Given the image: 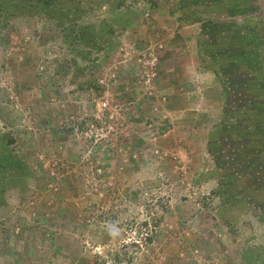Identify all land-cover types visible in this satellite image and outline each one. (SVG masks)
Returning a JSON list of instances; mask_svg holds the SVG:
<instances>
[{
    "label": "rangeland",
    "instance_id": "rangeland-1",
    "mask_svg": "<svg viewBox=\"0 0 264 264\" xmlns=\"http://www.w3.org/2000/svg\"><path fill=\"white\" fill-rule=\"evenodd\" d=\"M22 1L0 0V264H264V194L211 153L218 129L264 143V0L207 16L256 32L231 66L172 0Z\"/></svg>",
    "mask_w": 264,
    "mask_h": 264
},
{
    "label": "trees",
    "instance_id": "trees-1",
    "mask_svg": "<svg viewBox=\"0 0 264 264\" xmlns=\"http://www.w3.org/2000/svg\"><path fill=\"white\" fill-rule=\"evenodd\" d=\"M39 1V0H37ZM143 4H149L154 9L155 7L165 6V1L171 0H141ZM176 2L177 10H190L191 14L188 15V19L198 22L200 24V34L198 36V43H204V46L210 47L214 46L212 50V58L215 59H225L228 62L229 66L236 64L237 60H239L242 56L240 50L242 46H246L248 41L254 40V29H246L248 31L247 35H244V31L241 26L233 22L235 24L225 25L226 23H218L212 19H208L207 16L217 14V16L222 15H230V17H236L239 13L238 10L243 9L247 0H172ZM246 1V2H245ZM60 2V9L66 8V3L75 2V0H40V3L43 8L48 10L49 12H53V7L58 5ZM118 4L116 3V9H120L123 7L124 0H118ZM233 2V3H232ZM24 6L31 5V0L22 1ZM228 4V5H227ZM77 4H73L68 9L73 8ZM56 8V7H54ZM155 8V9H156ZM77 10V9H76ZM56 12H63L58 11ZM189 14V13H188ZM187 19V20H188ZM102 25L106 26V24L102 23ZM101 25V26H102ZM226 28L225 31L223 29ZM235 35H234V32ZM239 31V32H238ZM252 31V32H251ZM230 32L232 34L231 38H238L237 41L228 40V45L224 46L226 40L223 39V33ZM243 34L242 36L240 34ZM256 33V32H255ZM76 36L77 43L79 42H87V40L92 42L91 49L97 51L98 43H95L96 38H102L99 30L96 29L95 25H83L78 26L76 31L74 32ZM240 35V36H239ZM91 36V39L89 38ZM251 36H253L251 38ZM209 44H211L209 46ZM97 46V47H96ZM251 44L248 45V48ZM210 49V50H211ZM220 52H223L220 54ZM253 54L254 50H250L249 52L244 53L245 55ZM242 57V58H243ZM241 58V59H242ZM246 58V57H245ZM225 77V76H224ZM104 120L108 125L113 123L112 116L106 115ZM110 120V121H109ZM247 121V120H246ZM248 122V121H247ZM98 123V122H97ZM105 123V124H106ZM232 123L228 122V126H231ZM97 127H100L98 123ZM241 125L236 126V128H240ZM158 132L160 134L165 133V129L159 128ZM228 129H218L217 134L219 139L213 143V147L215 149L211 151V153L216 154L226 164V168L230 169L233 176L237 177L242 181V188L245 191H250L252 193L264 194V143H261L260 139H262L259 133L256 132V128L252 129L250 124L247 129L244 131L246 134L245 138L231 139L228 143H222L223 138L222 135L227 134ZM235 134V132L230 131L228 134ZM255 136H257L255 138ZM227 140V139H226ZM260 141V142H259ZM221 143L224 146L221 151ZM220 154V155H219ZM264 204V203H263ZM142 226L146 228L148 233L145 234L146 241L151 243V236L153 234L152 231L148 230L149 223L143 222Z\"/></svg>",
    "mask_w": 264,
    "mask_h": 264
},
{
    "label": "crops",
    "instance_id": "crops-1",
    "mask_svg": "<svg viewBox=\"0 0 264 264\" xmlns=\"http://www.w3.org/2000/svg\"><path fill=\"white\" fill-rule=\"evenodd\" d=\"M200 34V33H199ZM211 44H209V46H210ZM196 48H197V50L198 51H202L203 53H204V55L206 56V55H210L211 56V58H212V50H213V48H214V46H212V49H211V46L210 47H206V46H204V43H201V44H199L198 43V38L196 39ZM211 49V50H210ZM227 113H230V111H227ZM232 113V112H231ZM230 113V114H231ZM229 115V114H228ZM233 116V115H232ZM226 126L228 125V123H226L225 124ZM164 129V128H163ZM164 135V134H163Z\"/></svg>",
    "mask_w": 264,
    "mask_h": 264
},
{
    "label": "built area",
    "instance_id": "built-area-1",
    "mask_svg": "<svg viewBox=\"0 0 264 264\" xmlns=\"http://www.w3.org/2000/svg\"><path fill=\"white\" fill-rule=\"evenodd\" d=\"M102 106H103V107H105V105H104V104H102Z\"/></svg>",
    "mask_w": 264,
    "mask_h": 264
}]
</instances>
